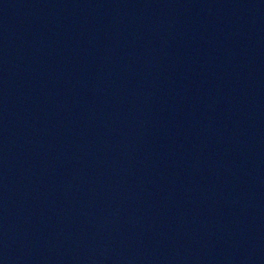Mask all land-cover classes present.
Listing matches in <instances>:
<instances>
[{"label":"water","instance_id":"water-1","mask_svg":"<svg viewBox=\"0 0 264 264\" xmlns=\"http://www.w3.org/2000/svg\"><path fill=\"white\" fill-rule=\"evenodd\" d=\"M0 264H264V0H0Z\"/></svg>","mask_w":264,"mask_h":264}]
</instances>
